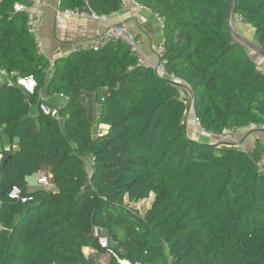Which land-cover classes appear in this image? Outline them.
<instances>
[{
  "label": "trees",
  "instance_id": "16d2710c",
  "mask_svg": "<svg viewBox=\"0 0 264 264\" xmlns=\"http://www.w3.org/2000/svg\"><path fill=\"white\" fill-rule=\"evenodd\" d=\"M28 2L0 0V67L12 82H36L32 94L0 85V264H96L84 253L108 254L96 229L110 238L108 264H264L260 142L243 151L194 141L185 119L189 102L205 134L264 130V74L228 22L236 17L264 52V0H134L162 20L173 79L123 42L48 60L27 14L14 12ZM58 5L107 17L123 0ZM44 167L54 189L28 192L26 178ZM7 185L30 200L2 195Z\"/></svg>",
  "mask_w": 264,
  "mask_h": 264
},
{
  "label": "crops",
  "instance_id": "0c3cea01",
  "mask_svg": "<svg viewBox=\"0 0 264 264\" xmlns=\"http://www.w3.org/2000/svg\"><path fill=\"white\" fill-rule=\"evenodd\" d=\"M50 1V7L44 12L39 30L43 55L48 60L53 61L54 59L65 57L75 51L87 50V46L96 34L101 33L110 26L124 24L131 33L139 37L144 55L149 57L152 61H157L154 51L158 46L163 44L161 31L162 20L158 21V19L152 16L146 9L137 8L138 5L134 0H123V5L119 12L107 17L101 16L98 17V19H93L88 16L75 18L61 17L57 13V11L60 10L58 7L59 0ZM156 23L159 24L160 30L155 31L158 27L155 26ZM158 32H160L159 35ZM257 61L259 62L258 59ZM260 62H263V60ZM262 64L263 67H261L264 69V62ZM0 82L1 85L2 81ZM189 132L193 133L195 136H199L203 140L205 139V141H208L210 144L232 143L243 151L253 150L255 148V141H259L262 146L261 157L264 158V130L261 128L249 126L240 129L229 135L231 141L221 140L223 135L220 137V135L196 133V130L193 128L189 130ZM5 147L8 148L7 145ZM43 172L44 170H41L26 178L28 192L47 188L51 190L54 189L52 181H50L51 185L47 188H33L39 177H46L43 175ZM46 178L51 180L49 171L48 177ZM3 182L4 177L0 176V184Z\"/></svg>",
  "mask_w": 264,
  "mask_h": 264
},
{
  "label": "built area",
  "instance_id": "2783aa9c",
  "mask_svg": "<svg viewBox=\"0 0 264 264\" xmlns=\"http://www.w3.org/2000/svg\"><path fill=\"white\" fill-rule=\"evenodd\" d=\"M50 2H51L50 0H29L28 4L14 5V12L16 13L24 12L27 14L28 32L30 33V35L34 37V40L37 44V48L39 52L42 54H43V47L39 38V30L41 27L44 12L47 8L50 7ZM141 8L142 7L140 6V9ZM57 13L59 16L65 18L88 16L93 19H98V17L92 11L79 12L78 10L67 9L62 11L58 10ZM110 42L126 43L130 47L131 51L137 54L138 61L140 64H146L152 67L159 76L173 79V76H168L165 72L166 62L162 59L165 53L163 46L160 45L155 49L154 54L157 57V61L156 62L152 61L142 52L141 41L133 33H131L124 24L110 26L101 33L96 34L94 38L90 41L89 45L87 46V50L97 51L98 49H100L101 47H103L104 45ZM257 69L264 74V69L261 67V65H259L258 62H257ZM12 76L13 74L6 73L0 67V81H2L3 84L7 83L10 86H18L30 94L34 92V89L36 87V82L32 77L18 78L15 82H12ZM60 97H62V95H60ZM65 100L68 101L67 98H65ZM41 110L45 114H51L52 116L57 115V112L55 110L50 112V110L44 105L41 106ZM190 123L196 128L198 127L199 130H201L199 127V123L194 116L191 119ZM226 135L227 137L225 136L222 137H225L226 140L231 141V138L229 137L230 134L227 133ZM257 167L259 173L264 175V158L260 159V161L257 163ZM38 183L40 187H48L50 185V181L46 177H39ZM8 197L11 200H15L21 203H25L27 200H30V199H26L25 197H22L20 190L16 187H11L8 193ZM98 244L102 249H105L109 254H112V251L109 249L108 241L106 238H99ZM121 263L124 264L123 262Z\"/></svg>",
  "mask_w": 264,
  "mask_h": 264
},
{
  "label": "rangeland",
  "instance_id": "374dc122",
  "mask_svg": "<svg viewBox=\"0 0 264 264\" xmlns=\"http://www.w3.org/2000/svg\"><path fill=\"white\" fill-rule=\"evenodd\" d=\"M137 8L140 9V6H137ZM158 23V22H157ZM155 24V26H158L156 30H160V26L159 24ZM231 24L233 26V29L234 31L236 32V34L239 35V37H237L236 39L237 40H240V43L243 45V47L245 48V50L249 53V55L257 61V59L260 61L263 60L264 62V58L261 57L260 55H258V53L252 48L250 47L249 44H252V45H255L257 47V44L252 40V36L250 35V29L249 28H245V30L242 29L243 26H245L244 24H242L241 22H238L237 18L236 17H233L231 19ZM247 27V26H246ZM160 34V32H158V35ZM247 41V42H246ZM258 62V61H257ZM258 62V63H259ZM263 62H260L259 65H263L262 63ZM263 67V66H262ZM184 86V85H183ZM180 95H181V98L185 101H189L188 100V93L186 91H184L183 89L180 90ZM48 101L49 103H52L53 105L59 107L61 106L62 104V101H60L59 99H56L55 97L54 98H48ZM91 100V99H90ZM89 100V101H90ZM87 100L86 102V107L88 108V110L90 109V112H91V115L93 117V122L96 121V104L94 103V101H92L93 103L91 104V102H89ZM91 104V105H90ZM186 106H187V114L185 116V119L186 121L189 120L191 118H193V115L192 113H190V111H192V107H189V102L186 103ZM190 108V109H189ZM189 113V115H188ZM188 121V128H187V132H188V136L194 140V141H205V139H201L199 136H195L193 133H190L189 130H191L192 128L196 130V133H202L204 134L203 131L199 130V128L197 127H193V125ZM103 128V127H101ZM225 137H227V135H223ZM225 137H222L224 139V141H227ZM93 159L92 158H88V160L86 161V164L88 165V168L89 166L91 165ZM44 170V174L46 177H48V171L49 169L47 167H44L43 168ZM47 173V175H46ZM51 185V184H50ZM49 185V186H50ZM48 186V187H49ZM37 188V187H40L39 186V183L37 181V183L35 184V186H33V188ZM47 188V187H46ZM152 198H153V195L150 196V198L148 200H145V201H142L141 203H139L137 206H136V209L140 212V213H144V211H146V209H148L151 205V202H152ZM94 236L99 239V238H106L107 241H108V245L111 243L110 242V238L106 235V233L102 230H94ZM84 253L86 254V256L92 258L94 260V262L96 264H108L109 262V253L108 254H98L97 252H92V253H89V251L87 250H84ZM124 264H126V262H123Z\"/></svg>",
  "mask_w": 264,
  "mask_h": 264
},
{
  "label": "water",
  "instance_id": "95a60500",
  "mask_svg": "<svg viewBox=\"0 0 264 264\" xmlns=\"http://www.w3.org/2000/svg\"><path fill=\"white\" fill-rule=\"evenodd\" d=\"M230 21H231V16L229 17V25H230ZM250 47H252L257 53L258 55H260L261 57L264 58V52L262 50H260L258 47H256L255 45L249 44ZM11 188V185H7L6 187H4L3 191H2V195L6 194Z\"/></svg>",
  "mask_w": 264,
  "mask_h": 264
},
{
  "label": "clouds",
  "instance_id": "9594fccd",
  "mask_svg": "<svg viewBox=\"0 0 264 264\" xmlns=\"http://www.w3.org/2000/svg\"><path fill=\"white\" fill-rule=\"evenodd\" d=\"M49 179V178H48ZM49 181H51L50 179H49ZM11 189V188H10Z\"/></svg>",
  "mask_w": 264,
  "mask_h": 264
},
{
  "label": "bare ground",
  "instance_id": "6f19581e",
  "mask_svg": "<svg viewBox=\"0 0 264 264\" xmlns=\"http://www.w3.org/2000/svg\"><path fill=\"white\" fill-rule=\"evenodd\" d=\"M126 264H128V263H126Z\"/></svg>",
  "mask_w": 264,
  "mask_h": 264
}]
</instances>
